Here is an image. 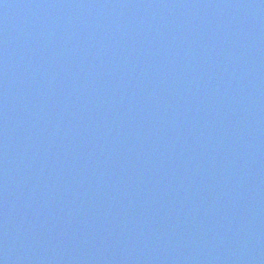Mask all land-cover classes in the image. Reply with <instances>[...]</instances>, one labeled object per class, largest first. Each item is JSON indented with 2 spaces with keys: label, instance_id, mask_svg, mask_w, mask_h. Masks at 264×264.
Instances as JSON below:
<instances>
[{
  "label": "water",
  "instance_id": "1",
  "mask_svg": "<svg viewBox=\"0 0 264 264\" xmlns=\"http://www.w3.org/2000/svg\"><path fill=\"white\" fill-rule=\"evenodd\" d=\"M68 1L74 4L79 2V0H0V112L4 113V115H0V132L6 130V132L1 133L0 142L8 153L14 154L18 144L24 146L26 145L24 141H35L34 145L37 147L41 160V162H36L37 165H34L25 156L17 154L12 161L13 167L10 168V171L5 168L0 169V178L2 179L0 180V264H88L86 255L92 258L95 257L96 249L100 246L97 243H99L102 234L105 232L104 227H102L92 239L88 237L85 233V229H88V227L84 225L86 222L84 215L80 218L39 217L33 210L31 212L27 210L29 206H34L38 198L39 194L36 188L39 187L40 181L43 180V178H39V175L44 174V169H47V175L51 173L48 155V144H52L51 139L55 138L56 145L54 150L56 152H60L61 149L71 148L72 142L88 143L90 137L102 149L106 148L108 144H113L110 139L114 141L117 138L124 139V137L119 136L120 132L112 129V127H118L116 116L112 114L107 117V115L102 114L101 109H105V105L96 102L98 94H96V98L93 97L94 100L92 101H94L96 106L92 108L91 100L88 98L89 89H78L75 87L76 81H78L80 76L93 68H101L98 66L106 54L105 50H103L104 54L102 53L100 58H94V55H83L73 50L75 45L86 44L89 33L82 34L71 26L70 20L73 13L67 4ZM114 1L117 0H105L101 8H108L111 4L117 5L116 3L114 4ZM131 1L136 9L142 6L144 8L139 10L146 11L149 7L145 0ZM152 1L153 5H158L162 8L164 14L179 15L183 17V22L186 23L185 18L188 17L191 10L190 0ZM198 1L199 3L203 2L205 9H209L208 3L213 0ZM260 2L261 0L257 1V3ZM219 4L220 13L223 15V28H226L227 31L231 30L232 33V26L229 27L226 21L232 16L236 5L232 0H220ZM90 14L92 13L85 12V17ZM253 16H255V12ZM84 20L95 25L100 23L90 19ZM113 24L118 32L116 38L125 36L122 28V33L119 35V28L115 21H113ZM119 24L131 25L130 28H134V26L138 25L137 12H131L130 10ZM102 26L111 32L110 28L108 29L105 25ZM54 29L60 36L59 43L55 42L56 39L52 35L51 31ZM164 30V25L152 30L147 35V42L144 44L145 48L153 41L156 45L150 47L156 50L159 49L157 39L162 37ZM249 31L250 29L246 30V32ZM95 40H97L98 46L101 47L102 38L97 37ZM62 42L66 44V48L61 46ZM122 45L125 50L131 53L133 45L130 47V42L123 41ZM188 45L190 46L191 42ZM210 45L211 42L206 41V46L209 47ZM179 49H182V46ZM88 52L89 50L85 51V53ZM219 53L221 56H226L224 46L221 47ZM122 58L120 59L122 60ZM60 60L66 63L87 61L92 62L96 67L89 65L81 73L67 75V73L63 72L66 71V68ZM261 60L263 59L261 58ZM126 62L128 64L125 69L129 72L131 71L132 60H127ZM254 65H250L246 70ZM218 66L217 69L226 75V65L218 63ZM152 67L151 72L155 75L156 71ZM206 73L212 75L214 70L211 68ZM86 75L88 77L89 73ZM81 81H84V79ZM20 105L24 107V110H16V107ZM94 109L97 110L93 111ZM128 109L130 108L125 107L124 110L127 111ZM58 114L63 118L70 114L74 117L70 128L68 123L61 122ZM13 116L17 118L16 122L10 119ZM122 116L126 115L120 114L119 119ZM81 122L86 128L76 132L82 127V124H79ZM17 123L23 124L18 125ZM69 130H72L74 134L67 137L66 134ZM13 131H19L20 133L13 135ZM11 140L14 142L12 143ZM117 145L115 144V146ZM211 146L212 142L210 141L204 147L203 152H207ZM81 156L84 159L89 157L87 154H80L79 157L81 158ZM9 160L11 158H8ZM116 161L121 162L119 158L111 156L109 162L111 164L114 162L117 165ZM4 162L7 163L6 160L0 158V163L3 164ZM187 162V159L180 157L177 169L185 167ZM226 163L228 166H234L230 161H226ZM175 164L177 162L175 160L172 161V165ZM72 167L70 166L69 169ZM175 167L177 166L175 165ZM239 169L246 173L245 169L241 167ZM72 170L74 174L80 173L79 168H75V166ZM149 172H151L149 165L140 164H135L125 171L126 174L136 181ZM168 176L167 179L162 178L166 185L163 193L170 192L169 188L172 186L180 185V191L175 194L179 195V199L177 197L172 199L168 197L170 204L179 202L180 206L168 205L164 207L161 205L152 207L149 212L150 218L155 215L153 220L156 219V222L162 217L159 220L160 222L166 220L167 216L165 213L167 211V214H172L171 224L165 225L160 230L163 234L167 232V230L164 231V228L170 226L180 232V240L187 237L188 235L184 231L177 228L176 221H186V219L190 218L203 220L205 228L214 226L215 220L217 224H221L219 229L227 226V230H231L226 221L227 217L231 216V212L228 211L223 218L218 214L219 211L225 209L221 203L212 204L211 206L218 209V213L212 209L209 213L205 209L204 211H197L202 208L197 205L192 209L187 207L189 199L192 203H200L202 205L203 202L200 200L207 196L206 190L193 194V199H195L193 201L191 198H187L186 184L179 183L182 180H174L173 170ZM209 180L212 183L211 188L213 191L216 185L212 179ZM225 184L228 185L229 181L225 182ZM232 184L235 190H240L242 193L252 194L258 190V187H253L251 184L246 187L241 186V180H234ZM113 186L112 184L110 188L112 189ZM4 188L7 190L6 193H3L5 192ZM256 198L259 197L256 196ZM255 205H258L257 201L250 202L247 207L248 210H255L257 208ZM100 207L108 211H112L114 208L110 203H101ZM142 208L140 207L139 212L142 211ZM141 215H144V213L141 212ZM110 219L114 227H116L119 221L118 215L114 213ZM215 230L216 228H213V231ZM206 233L203 229V234ZM192 239V237H189L187 241L189 242ZM127 248L131 249V246H127ZM162 248L169 256V251L176 247L172 245L171 250L165 246H162ZM152 251L154 249H151ZM158 252L161 253L160 250ZM138 256L141 259V253ZM126 264H138V262L131 261Z\"/></svg>",
  "mask_w": 264,
  "mask_h": 264
}]
</instances>
